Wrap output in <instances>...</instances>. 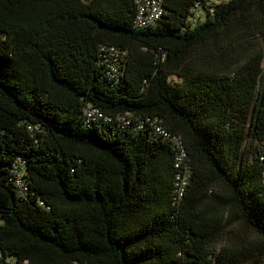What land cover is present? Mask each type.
<instances>
[{"label":"trees","instance_id":"1","mask_svg":"<svg viewBox=\"0 0 264 264\" xmlns=\"http://www.w3.org/2000/svg\"><path fill=\"white\" fill-rule=\"evenodd\" d=\"M161 1L0 0V264H264V0Z\"/></svg>","mask_w":264,"mask_h":264},{"label":"built area","instance_id":"2","mask_svg":"<svg viewBox=\"0 0 264 264\" xmlns=\"http://www.w3.org/2000/svg\"><path fill=\"white\" fill-rule=\"evenodd\" d=\"M212 0H198L192 9L193 19L196 21L202 12V3L207 7ZM137 14L134 21V26L138 29H147L154 26L158 21H160L164 16V8L161 0H136ZM101 51L103 52L102 65L106 70L108 78L113 81H118V73L120 62L123 60L125 52L121 51L115 46H102ZM87 125L103 119L104 122H113L111 118L103 116V113L94 107H86L84 110ZM131 113H127L123 116L117 117L116 127L120 130L125 131L129 127L133 126L136 130H142L146 128V124L150 126L153 130V134L168 140L171 143L172 149L175 152V167L180 168L183 166V171H181L176 177L175 183V195L176 200H180L185 192V187L187 185L190 171L189 167L186 165L187 154L185 146L179 136L172 135L170 132L166 131L162 126L157 124L154 120H141L135 119ZM264 150V147H262ZM261 162H264V154L259 157ZM25 162L21 158L17 159L16 164L13 167V175L16 176L17 184L19 185V191L24 193L27 190V181L25 179Z\"/></svg>","mask_w":264,"mask_h":264}]
</instances>
